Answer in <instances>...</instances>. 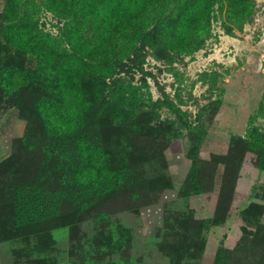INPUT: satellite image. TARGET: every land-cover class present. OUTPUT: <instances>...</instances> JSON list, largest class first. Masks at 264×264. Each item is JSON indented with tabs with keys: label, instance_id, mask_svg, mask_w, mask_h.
I'll use <instances>...</instances> for the list:
<instances>
[{
	"label": "rangeland",
	"instance_id": "obj_1",
	"mask_svg": "<svg viewBox=\"0 0 264 264\" xmlns=\"http://www.w3.org/2000/svg\"><path fill=\"white\" fill-rule=\"evenodd\" d=\"M106 3L0 0V264H264V0Z\"/></svg>",
	"mask_w": 264,
	"mask_h": 264
},
{
	"label": "trees",
	"instance_id": "obj_2",
	"mask_svg": "<svg viewBox=\"0 0 264 264\" xmlns=\"http://www.w3.org/2000/svg\"><path fill=\"white\" fill-rule=\"evenodd\" d=\"M116 0H107L106 5H104L102 10H100L102 17V20L100 21L103 26L105 25L106 27H109L111 31L116 32L120 31V26L123 24V22L120 20V17H123L121 13L114 7L113 3ZM129 1V0H128ZM130 9V7H129ZM97 13V12H96ZM104 20V22H103ZM99 21H96V23ZM95 36L90 39V44L93 45L94 47L99 44V36L101 34H98L95 32ZM77 42L81 44L79 41V37H76ZM84 44V43H83ZM98 47V46H97ZM72 93L66 92L65 95L70 96Z\"/></svg>",
	"mask_w": 264,
	"mask_h": 264
}]
</instances>
